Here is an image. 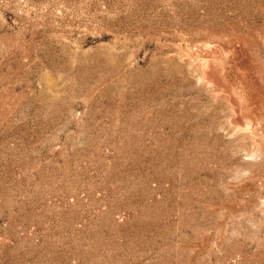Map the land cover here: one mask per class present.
<instances>
[{
    "label": "rangeland",
    "instance_id": "rangeland-1",
    "mask_svg": "<svg viewBox=\"0 0 264 264\" xmlns=\"http://www.w3.org/2000/svg\"><path fill=\"white\" fill-rule=\"evenodd\" d=\"M0 264H264V0H0Z\"/></svg>",
    "mask_w": 264,
    "mask_h": 264
}]
</instances>
